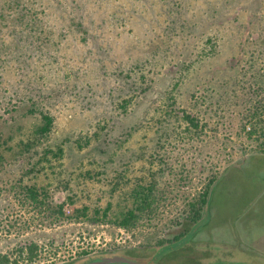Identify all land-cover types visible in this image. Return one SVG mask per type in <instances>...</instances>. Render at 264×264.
<instances>
[{
  "label": "rangeland",
  "instance_id": "rangeland-1",
  "mask_svg": "<svg viewBox=\"0 0 264 264\" xmlns=\"http://www.w3.org/2000/svg\"><path fill=\"white\" fill-rule=\"evenodd\" d=\"M263 101L264 0H0V254L33 243L17 264H60L171 237L210 178L264 151ZM151 185L152 215L118 226ZM210 204L192 240L264 264V219Z\"/></svg>",
  "mask_w": 264,
  "mask_h": 264
},
{
  "label": "trees",
  "instance_id": "trees-1",
  "mask_svg": "<svg viewBox=\"0 0 264 264\" xmlns=\"http://www.w3.org/2000/svg\"><path fill=\"white\" fill-rule=\"evenodd\" d=\"M146 87L142 88L144 91ZM264 106V101H263ZM182 111V118L187 122V124L195 129L201 127V123L198 122L190 114ZM255 112L251 114L252 117H257L259 120L264 119V109L260 110L256 108ZM41 123L36 127L35 132L40 136H45L52 125V117L45 113H40ZM251 130L250 132H252ZM264 145V140L262 141ZM264 147V146H263ZM60 148H57L55 154H60ZM27 197L34 201L38 205H42V201H37V195L31 188H26ZM221 196H226L229 199L230 209L227 213V219L237 218L240 215V221L242 226H247L251 218H257V220L264 219V151L258 153H251L248 156L247 163L245 165L236 162L224 167L218 174H215L210 180L205 184L204 189L198 194L196 198L190 203H188V209L184 212L181 217L178 231L182 232L184 229H188V233L184 235L185 237H191L201 226L209 222V208L210 202L213 203L217 198ZM249 196V200L247 197ZM257 198L261 206H258L259 214L263 218L257 217V214L251 213V209L247 208L250 201ZM156 204V196L154 190L151 186L146 187V190L140 189L137 192L136 203L133 208H129L124 211L121 216L117 219L116 224L123 229H130L138 223L143 217L152 215L154 211V205ZM215 206V205H214ZM47 212L50 216L55 219L62 217V205L58 204L56 207H51L46 205ZM253 212V211H252ZM75 213H83V209L75 210ZM223 215H220L218 205L215 206V219H221ZM231 220V221H232ZM216 224V223H214ZM188 225V227H185ZM250 225V224H249ZM225 246L227 249L228 244H219ZM232 248V247H231ZM14 251V253L12 252ZM10 253L0 254V264H17L18 259L26 258L27 260H32L36 256V245L33 243L27 244L24 248L18 247L12 250ZM81 253L85 251L81 250ZM12 258L10 256L12 255ZM162 252H158L157 256L161 255ZM171 257L173 259H171ZM170 258L164 257L166 262L175 260L176 264H190L185 263L186 261L179 257H175L173 254ZM171 259V260H170ZM177 260V261H176ZM248 264H254L249 262Z\"/></svg>",
  "mask_w": 264,
  "mask_h": 264
},
{
  "label": "flooded vegetation",
  "instance_id": "flooded-vegetation-1",
  "mask_svg": "<svg viewBox=\"0 0 264 264\" xmlns=\"http://www.w3.org/2000/svg\"><path fill=\"white\" fill-rule=\"evenodd\" d=\"M187 233L188 229L182 230L181 233L176 230L171 237L157 240L154 243L115 246L93 252L79 253L60 264H85L99 258L111 260L107 264H121L120 260L126 262L123 264H176L174 263L175 260H171L173 254L175 257L181 258V261L183 259L186 261L185 263L190 264H248L250 262L246 260L235 262L227 255L228 249L225 246L219 245L220 243L211 244L194 241L192 240L194 234L187 238L184 236ZM160 251L162 254L157 256ZM166 256L167 258L171 257V261L166 262L164 260Z\"/></svg>",
  "mask_w": 264,
  "mask_h": 264
},
{
  "label": "water",
  "instance_id": "water-1",
  "mask_svg": "<svg viewBox=\"0 0 264 264\" xmlns=\"http://www.w3.org/2000/svg\"><path fill=\"white\" fill-rule=\"evenodd\" d=\"M111 260L107 259V258H99V259H96V260H92V261H89L85 264H107L109 263ZM120 263L123 264V263H126L124 260H120Z\"/></svg>",
  "mask_w": 264,
  "mask_h": 264
}]
</instances>
